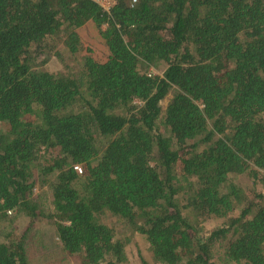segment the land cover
Returning <instances> with one entry per match:
<instances>
[{"label": "trees", "instance_id": "trees-1", "mask_svg": "<svg viewBox=\"0 0 264 264\" xmlns=\"http://www.w3.org/2000/svg\"><path fill=\"white\" fill-rule=\"evenodd\" d=\"M116 1L0 0V221L29 219L0 264H31L42 219L83 264H126L106 213L162 264H264V192L230 182L264 184V0Z\"/></svg>", "mask_w": 264, "mask_h": 264}, {"label": "rangeland", "instance_id": "rangeland-1", "mask_svg": "<svg viewBox=\"0 0 264 264\" xmlns=\"http://www.w3.org/2000/svg\"><path fill=\"white\" fill-rule=\"evenodd\" d=\"M83 40L91 47L94 55L102 59L106 56L107 47L104 44V40L98 30L93 24L87 25L80 31ZM50 48V46H49ZM50 49L46 50L40 55V60L49 58L45 67L49 71L65 70L67 69L66 62H60L58 57L53 54ZM66 61L69 64L75 63L70 57H66ZM170 97L167 98L163 104L166 105ZM230 182L237 183L238 186L246 193H260L264 192V184L254 183L247 175H237L230 178ZM35 193L42 196V201L49 207H51V197L47 187L42 189L40 186L35 187ZM7 220L0 221V238L10 231L17 233H23L28 227L29 219L19 215L17 213H9ZM105 222L115 228L119 237L128 239L126 246L128 262L126 264H162L156 262L150 254L149 243L147 240L138 234H132L130 229L118 218L113 217L111 213L105 214ZM224 220L210 218L200 222L201 228L205 231H210L213 228L220 226ZM28 240V254L31 264H83L80 257L68 255L57 236V230L55 226L48 220H39L32 228L29 234Z\"/></svg>", "mask_w": 264, "mask_h": 264}, {"label": "built area", "instance_id": "built-area-1", "mask_svg": "<svg viewBox=\"0 0 264 264\" xmlns=\"http://www.w3.org/2000/svg\"><path fill=\"white\" fill-rule=\"evenodd\" d=\"M99 3L106 11H110L111 8L117 3L116 0H94ZM134 2L136 0H133ZM76 168L82 172V165H76Z\"/></svg>", "mask_w": 264, "mask_h": 264}]
</instances>
